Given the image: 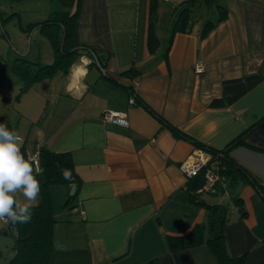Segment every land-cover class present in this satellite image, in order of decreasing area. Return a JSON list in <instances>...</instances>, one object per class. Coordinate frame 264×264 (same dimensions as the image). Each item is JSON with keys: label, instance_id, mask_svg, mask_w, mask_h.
Instances as JSON below:
<instances>
[{"label": "crops", "instance_id": "1", "mask_svg": "<svg viewBox=\"0 0 264 264\" xmlns=\"http://www.w3.org/2000/svg\"><path fill=\"white\" fill-rule=\"evenodd\" d=\"M162 1L179 10L165 30L156 27ZM212 1L79 0L76 38L105 66L82 55L57 84L52 74L17 97L29 107L21 112L28 123L25 158L34 162L41 148L69 152L80 180L67 205L72 183L49 186L56 221L48 264H218L206 241L174 251L166 242L167 234L181 236L197 224L206 225L207 235L213 216L207 205L228 208L227 254L242 257L241 264H264V78L230 104L222 92L223 80L264 77V0H215V17L193 18L196 4L209 10ZM62 2L47 17L72 11L76 0ZM9 11L20 15L17 7ZM180 15L187 17L183 25ZM208 20L214 26L203 34ZM35 22L24 30L42 35ZM15 51L28 53L22 45ZM40 55L39 48V64ZM105 109L125 113L128 125L103 123ZM236 137L244 143H232ZM192 140L229 148L256 184L225 177V195L202 192L204 204L192 201L178 167L198 149Z\"/></svg>", "mask_w": 264, "mask_h": 264}, {"label": "trees", "instance_id": "2", "mask_svg": "<svg viewBox=\"0 0 264 264\" xmlns=\"http://www.w3.org/2000/svg\"><path fill=\"white\" fill-rule=\"evenodd\" d=\"M78 12L79 0H76L72 11L60 10L57 11L56 16H51L34 23L35 26L38 25L40 33L50 41L53 49V60L50 64L40 65L36 61H31L24 57H17L13 64V71L22 81L18 94L24 92L35 80L51 76L57 72L62 76L66 75L72 64L82 55L93 57L88 50L93 51V49L88 45L79 43L76 38L75 25ZM181 15L177 22L183 25L182 22L187 17H182ZM221 19L222 17H219L217 21ZM31 24L29 23V25ZM206 26L208 27L203 34H206L214 24L208 20L206 21ZM154 40H156L154 37H150L148 41L151 44ZM96 58L104 67L106 63L105 58L98 59V56ZM130 71L131 69H127L122 73L125 74ZM262 78L264 77L260 73H251L237 78L223 80L222 92L224 102L227 104L234 102L248 90L256 86ZM132 96L135 100L136 95L133 93ZM167 125L176 136L186 139L189 138L172 124L167 123ZM192 142L196 147L205 149L212 154L221 152L220 158L224 168H221L220 171L225 177L230 179L239 177L244 181L256 184L250 171L229 154V148L213 149L199 141L192 140ZM232 143L238 144L244 142L239 137H236L232 140ZM38 157L39 166L43 169L42 174L37 176L41 185L38 203L31 210L32 218L30 222L24 224L7 223L8 227H12L15 233L13 255L7 264H48L53 250L52 234L56 221V218L52 214L49 186L58 183H69L73 179L76 189L72 195H69V201L75 198L78 193L80 180L74 172L73 162L69 152H54L46 148H41ZM62 169L70 171L69 178L64 177ZM202 183V174L189 178L186 183V189L190 199L200 204H204L200 199L202 192H197L196 189ZM207 207L213 209L211 213L213 216L208 224V234H205L206 225L203 224L195 225L189 232L181 236L167 234L166 242L169 250L174 251L183 247H191L206 241L215 253L218 264H241L242 257H230L224 245L223 224L228 208L226 206L217 207L211 205H207ZM5 231L3 230V232ZM154 262V264H158L155 260Z\"/></svg>", "mask_w": 264, "mask_h": 264}, {"label": "rangeland", "instance_id": "3", "mask_svg": "<svg viewBox=\"0 0 264 264\" xmlns=\"http://www.w3.org/2000/svg\"><path fill=\"white\" fill-rule=\"evenodd\" d=\"M61 1L63 0H0V119L1 123L7 124L9 130L15 131L18 124L17 133L21 134L22 138L25 137L28 131V123L26 122V117L21 112L25 114V109L29 107L28 102L19 103L17 100L22 81L13 71L15 58L18 57L15 49L22 45L25 51L28 52L27 54L25 53L26 59L38 61L36 54L40 48V65L52 62L53 49L50 41L34 32L33 29H24L27 28L30 22L46 19L48 10L57 7L63 8V2L61 3ZM215 2V0L211 2V9L209 10L201 2L196 4L192 10L193 18L201 17L205 20L207 16L215 17L218 14V11L214 7ZM160 5L164 10H162V14L158 12L156 27L160 28V30H165L168 24H171V17L175 19L176 12L178 13L179 10L172 8L170 3L163 1L160 2ZM10 6L17 7L20 15L11 13L9 11ZM58 74L60 73H55L52 78V82L55 84L59 81ZM46 81L48 82L49 80L46 79ZM39 85L35 84V89L39 90L41 88ZM204 195L220 197L208 193H204ZM3 230L6 231L3 232ZM14 237L13 228L0 222V264H7L13 255Z\"/></svg>", "mask_w": 264, "mask_h": 264}, {"label": "clouds", "instance_id": "4", "mask_svg": "<svg viewBox=\"0 0 264 264\" xmlns=\"http://www.w3.org/2000/svg\"><path fill=\"white\" fill-rule=\"evenodd\" d=\"M254 39L260 42L259 31ZM22 137L9 130L6 123H0V222L28 223L32 208L38 203L41 185L37 179L43 169L34 166L33 158H25L21 152ZM65 178L70 171L62 169ZM23 197V199H21Z\"/></svg>", "mask_w": 264, "mask_h": 264}, {"label": "built area", "instance_id": "5", "mask_svg": "<svg viewBox=\"0 0 264 264\" xmlns=\"http://www.w3.org/2000/svg\"><path fill=\"white\" fill-rule=\"evenodd\" d=\"M93 55L94 60L100 67H103L97 60L94 51L88 49ZM197 72L202 71L201 66L196 67ZM134 97L130 98V103H134ZM101 120L103 123H114L118 125H128V119L125 113L119 110L105 109L101 113ZM221 152L212 154L211 152L198 148L189 154L178 165L180 171L186 178H192L203 175V183L196 189L197 192L215 193L225 195L224 183L225 176L221 174V168L224 165L221 163ZM37 154L34 157L35 165H38Z\"/></svg>", "mask_w": 264, "mask_h": 264}, {"label": "water", "instance_id": "6", "mask_svg": "<svg viewBox=\"0 0 264 264\" xmlns=\"http://www.w3.org/2000/svg\"><path fill=\"white\" fill-rule=\"evenodd\" d=\"M71 187H70V190H69V195H72L73 193H74V191H75V189H76V186H75V183H74V180L73 179H71ZM69 197L67 198V200L65 201V205H67L68 204V202H69Z\"/></svg>", "mask_w": 264, "mask_h": 264}]
</instances>
